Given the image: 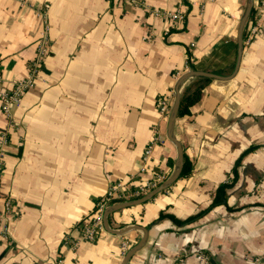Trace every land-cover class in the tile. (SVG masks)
Masks as SVG:
<instances>
[{
	"label": "crops",
	"instance_id": "crops-1",
	"mask_svg": "<svg viewBox=\"0 0 264 264\" xmlns=\"http://www.w3.org/2000/svg\"><path fill=\"white\" fill-rule=\"evenodd\" d=\"M140 2L0 0V93L29 75L49 24L48 53L11 109L0 264H120L122 242L130 249L143 236L125 264H264V0H252L240 53L248 0ZM238 54L234 75L203 83L174 120L188 171L109 212L115 232L104 226L82 239L81 224L110 184L173 173L177 148L158 97L175 90L187 64L228 76ZM197 77L183 79L179 92ZM6 124L0 109V130ZM154 129L163 140L144 161Z\"/></svg>",
	"mask_w": 264,
	"mask_h": 264
},
{
	"label": "built area",
	"instance_id": "built-area-1",
	"mask_svg": "<svg viewBox=\"0 0 264 264\" xmlns=\"http://www.w3.org/2000/svg\"><path fill=\"white\" fill-rule=\"evenodd\" d=\"M123 2L131 3L134 5L142 4L140 0H122ZM154 13L160 14V11L155 10ZM181 12H176L173 16H182ZM43 27L41 29L36 49L35 56L30 65L29 75L20 81L13 82L9 89L4 90L0 93V109L7 119L6 127L0 130V173L3 166L4 149L8 142V127L11 125V109L17 105L21 94L26 91L36 76L40 63L44 60L48 53V40L47 32L49 24L46 19L43 21ZM190 70L189 64L186 65V72ZM2 77L0 75V81ZM175 96V90L167 91L160 95L157 99V108L162 117L168 118L173 100ZM163 140L157 129H154V133L150 142L147 144L144 151L143 160L146 161L150 155L152 147L160 143ZM169 176H165L163 172H158L151 179L141 181L137 185H129L120 181L114 182L108 186L105 194L101 196L95 203V209L93 215L89 220L83 222L80 226L82 239L93 240L97 235L104 231V218L106 210L114 203H120L137 199L150 191L156 189L160 184L163 183ZM10 200L6 198L3 201L2 209L0 210V219L6 220L10 213ZM76 245V242L74 243ZM123 254H125L129 247L126 242H122Z\"/></svg>",
	"mask_w": 264,
	"mask_h": 264
},
{
	"label": "water",
	"instance_id": "water-1",
	"mask_svg": "<svg viewBox=\"0 0 264 264\" xmlns=\"http://www.w3.org/2000/svg\"><path fill=\"white\" fill-rule=\"evenodd\" d=\"M252 5L253 2L252 0H248L247 4H246V8L245 11L243 13V16L240 20L239 23V27H238V34H237V46H238V53H240V49L242 46V38H241V33H242V29L243 26L245 24V21L247 20L251 9H252ZM238 61H239V54L237 56V60L235 63V68L234 71L228 75V76H223V75H219L213 72H209V71H204V70H194V69H190L187 72H185L184 74H182V76L179 78L176 86H175V96H174V100L168 115V121H167V136L168 138L175 144L176 148H177V159L175 162V169L173 171V173L166 179L163 181L162 184H160L156 189L150 191L149 193L141 196L138 199L129 201V202H124V203H117V204H113L111 205L105 212V215H107L109 212H111L112 210H117L120 208H124L130 205H134V204H138V203H142L148 199H150L152 196H154L156 193L162 191L164 188H166L167 186H169L170 184H172V182H174V180L177 179V177L180 175L181 173V169H182V158H183V152H182V148L180 146V144L175 140V138L172 135V127H173V123L174 120L177 116V112H178V106H179V99H180V92H179V84L181 83V81L189 76H199V77H207V78H215V79H220V80H227L230 79L238 66ZM104 226L105 228L108 229V231L110 232H115L114 230H111L108 228L107 226V222H106V216L104 218ZM145 230V229H144ZM145 236H143L139 242H137L132 248H130L123 256V259L121 261L120 264H125L126 261L128 260V258L138 249L142 246L143 241H144Z\"/></svg>",
	"mask_w": 264,
	"mask_h": 264
},
{
	"label": "trees",
	"instance_id": "trees-1",
	"mask_svg": "<svg viewBox=\"0 0 264 264\" xmlns=\"http://www.w3.org/2000/svg\"><path fill=\"white\" fill-rule=\"evenodd\" d=\"M252 13V10L250 12V14ZM190 55L188 54V62H190ZM190 69H194L196 70L193 65L190 64ZM197 77V76H196ZM210 78L207 77H197V81L196 83H192V86H187L184 87L181 92H180V99H179V106H178V112H177V116L182 115L183 113H185L187 111V108L190 104H192L194 101H196L200 95H201V89L203 86V83L207 82ZM184 158V163H183V167L181 170V174H185L188 171V167H187V163H186V159L185 156H183ZM229 183H224L220 188H223L228 186ZM217 203V199L212 201V203L208 206L211 207L212 205ZM207 207V208H208ZM206 208V209H207ZM206 209H204L203 211L198 212L197 214L188 217L187 219H185L184 221H181V223H185L188 221H191L192 219L196 218L197 216H199L200 214H202ZM179 222V221H178Z\"/></svg>",
	"mask_w": 264,
	"mask_h": 264
}]
</instances>
